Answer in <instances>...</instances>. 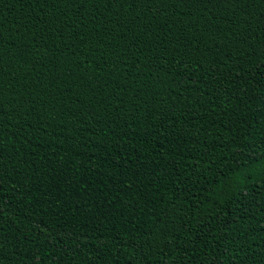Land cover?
<instances>
[{
  "label": "trees",
  "instance_id": "trees-1",
  "mask_svg": "<svg viewBox=\"0 0 264 264\" xmlns=\"http://www.w3.org/2000/svg\"><path fill=\"white\" fill-rule=\"evenodd\" d=\"M0 264H264V0H0Z\"/></svg>",
  "mask_w": 264,
  "mask_h": 264
}]
</instances>
